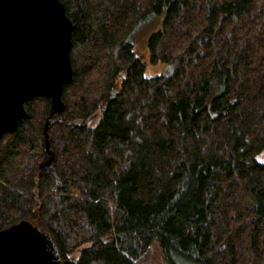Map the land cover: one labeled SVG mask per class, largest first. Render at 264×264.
Wrapping results in <instances>:
<instances>
[{
  "label": "trees",
  "instance_id": "16d2710c",
  "mask_svg": "<svg viewBox=\"0 0 264 264\" xmlns=\"http://www.w3.org/2000/svg\"><path fill=\"white\" fill-rule=\"evenodd\" d=\"M61 1L74 79L55 160L40 168L35 98L0 139V232L31 223L62 264H155V240L165 264H264V0ZM162 12L148 49L169 71L146 79L131 40Z\"/></svg>",
  "mask_w": 264,
  "mask_h": 264
},
{
  "label": "water",
  "instance_id": "95a60500",
  "mask_svg": "<svg viewBox=\"0 0 264 264\" xmlns=\"http://www.w3.org/2000/svg\"><path fill=\"white\" fill-rule=\"evenodd\" d=\"M74 25L61 0H0V139L17 132L28 118L25 105L35 98L51 100L44 134L51 168L49 130L54 113L65 109L64 88L74 79L70 58ZM230 107L219 115L227 116ZM94 121H76L91 125ZM0 264H62L53 237L27 221L0 232Z\"/></svg>",
  "mask_w": 264,
  "mask_h": 264
},
{
  "label": "rangeland",
  "instance_id": "374dc122",
  "mask_svg": "<svg viewBox=\"0 0 264 264\" xmlns=\"http://www.w3.org/2000/svg\"><path fill=\"white\" fill-rule=\"evenodd\" d=\"M165 12H162L159 15L152 16L148 21L143 23L133 34L132 36V44H133V52L136 57L142 62L145 66L144 77L146 79H152L163 74H166L169 71V65L164 62H159L158 64H153L151 60V54L148 49V42L151 36L158 33L162 28L163 21L165 19ZM121 81L118 82V87H120ZM91 123L94 125L96 123V119ZM258 161L264 164V152L259 154ZM160 246L158 242L155 240L152 244L151 250L148 254V261L153 260L155 264H165L163 257L160 256ZM178 264V263H177ZM186 264V263H183Z\"/></svg>",
  "mask_w": 264,
  "mask_h": 264
}]
</instances>
